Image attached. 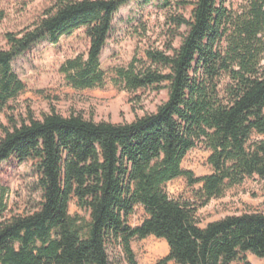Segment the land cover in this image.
<instances>
[{
	"label": "trees",
	"instance_id": "1",
	"mask_svg": "<svg viewBox=\"0 0 264 264\" xmlns=\"http://www.w3.org/2000/svg\"><path fill=\"white\" fill-rule=\"evenodd\" d=\"M132 0H57L20 32H7L0 48V166L14 158L32 162L40 191L38 207L6 216L8 189L0 186V264H139L135 238L154 235L169 245L156 264H251L264 258V213L244 212L200 226L198 211L242 184L264 180V0H158L180 45L149 48L115 68L116 87L166 89L156 111L131 122H97L54 108L36 117L16 116L11 105L26 89L16 58L42 41L53 44L84 27L86 52L68 58L59 71L77 90L104 88L101 54L117 12ZM193 6L190 17L173 8ZM176 10V9H175ZM4 15L0 13V21ZM185 28L184 32L180 30ZM12 111V113L8 112ZM210 151L212 172L196 176L183 167L190 150ZM184 177L195 200L171 196L167 184ZM76 198L85 211L70 213ZM136 207L146 216L129 218Z\"/></svg>",
	"mask_w": 264,
	"mask_h": 264
},
{
	"label": "rangeland",
	"instance_id": "2",
	"mask_svg": "<svg viewBox=\"0 0 264 264\" xmlns=\"http://www.w3.org/2000/svg\"><path fill=\"white\" fill-rule=\"evenodd\" d=\"M56 1L0 0V13L4 15L0 21V48L7 46V32L18 33L31 27ZM239 2L240 0H227V5L237 8ZM192 8L191 5L173 8V11L190 17ZM169 12V9L159 6L158 0H132L120 8L101 54L102 67L107 77L104 88L74 89L65 83L59 71L68 58L87 51L89 40L84 27L70 35H63L56 44L42 41L34 45L16 58L13 64L19 77L26 83L25 91L11 103L16 116H26V110L30 107L35 116L40 118L54 108L65 116L75 112L97 122L105 120L123 123L156 111L158 105L167 99L166 89H139L131 93L116 87L113 78L116 76V67L126 66L135 56L146 59V50L149 48L166 50L169 43H173L175 47L180 45L181 38L172 36L174 29L167 21ZM184 30L183 27L180 31ZM7 114V111H0V124L9 123ZM209 155L210 151L199 144L184 158L183 167L192 170L196 176L210 174L212 166L208 163ZM36 182L37 175L32 162L21 163L11 158L2 163L0 186L8 189L6 216L24 214L38 207L41 194ZM200 186H190L186 178L180 177L170 181L166 188L175 198L194 201V191ZM69 209L71 214L86 213L78 206L76 198L71 201ZM254 211L264 213V180L257 175L248 177L242 184L229 189L225 196L212 199L198 211L197 218L200 226L204 227L209 222L228 215ZM145 216V210L136 207L129 221L132 225H137ZM132 247L139 264H156L169 253L167 241L154 235L143 239L135 238ZM112 256L117 264H128L119 251L113 252ZM246 256L251 264H264V258L251 252ZM232 264L242 263L236 261Z\"/></svg>",
	"mask_w": 264,
	"mask_h": 264
}]
</instances>
